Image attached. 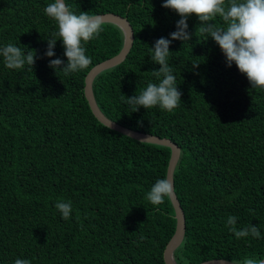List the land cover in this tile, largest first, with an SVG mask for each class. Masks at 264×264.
Listing matches in <instances>:
<instances>
[{
  "label": "trees",
  "instance_id": "16d2710c",
  "mask_svg": "<svg viewBox=\"0 0 264 264\" xmlns=\"http://www.w3.org/2000/svg\"><path fill=\"white\" fill-rule=\"evenodd\" d=\"M53 2L0 0V47L12 43L25 56L36 53L34 65L19 70L8 69L0 56V264H167L176 211L171 199L153 205L146 196L167 176L172 150L105 126L85 95L86 76L121 52L125 33L104 22L97 37L82 42L89 68L64 75L49 67L50 59L67 63L58 36L55 56L45 55L58 31L44 12ZM65 3L77 15H121L133 28L126 59L94 78L93 93L109 119L181 149L174 188L186 230L176 263L264 259V88H252L235 63L227 66L192 14L191 40H174L169 49L179 106L133 112L128 97L159 83L152 71L161 66L151 48L171 38L181 17L164 0ZM214 22L223 26L219 17ZM58 201L71 203L69 219L55 207ZM229 216L237 218V230L255 225L260 237L237 239Z\"/></svg>",
  "mask_w": 264,
  "mask_h": 264
},
{
  "label": "clouds",
  "instance_id": "9594fccd",
  "mask_svg": "<svg viewBox=\"0 0 264 264\" xmlns=\"http://www.w3.org/2000/svg\"><path fill=\"white\" fill-rule=\"evenodd\" d=\"M163 7L171 9L181 17L176 25V31L169 38L161 37L155 41L152 50V61L159 64V70H153L152 75L159 79V83H148L146 89L138 95L128 97L127 103L133 106V112L140 107L151 109L159 106L162 110L173 111L181 102L182 92L178 90L176 77L168 64L170 45L174 40H191L192 34L188 31V18L195 14L201 25L199 31L211 37L225 55L227 66L233 63L238 70L247 76L252 88H264V0H164ZM45 14L56 22L58 31L52 34L53 38L47 40V57H54V48L59 40L63 41L64 55L67 63L60 58L50 59L49 67L61 70L69 75L88 69L91 59L86 55L83 43L97 37L103 31L104 19L99 15H89L81 12L73 13L66 5L65 0H54L44 9ZM219 17L223 26L214 21ZM0 56L8 69H23L25 64L33 66L35 56L29 52L26 56L20 47L8 43L0 47ZM198 67V63L193 64ZM173 183L165 176L158 179L147 193L146 199L153 205H161L165 198H172ZM55 207L67 220L72 214L70 202L58 201ZM237 218L229 216L227 226L235 233L237 239L252 235L260 237L259 229L252 225L243 230L236 228ZM14 264H31L26 259H16ZM243 264H264V259L246 258Z\"/></svg>",
  "mask_w": 264,
  "mask_h": 264
},
{
  "label": "water",
  "instance_id": "95a60500",
  "mask_svg": "<svg viewBox=\"0 0 264 264\" xmlns=\"http://www.w3.org/2000/svg\"><path fill=\"white\" fill-rule=\"evenodd\" d=\"M99 16L103 17L104 22L115 23L123 29L125 33V44L119 54L97 64L90 70V72L86 76L85 95L89 102V105L94 115L97 117V119L101 123H103L105 126L115 131H118L124 135H127L133 139L139 140L141 142L155 143V144L169 146L172 152H171V158L169 161L167 177L171 179L173 183V187H174V170H175V167L181 155L180 147L168 138H160L152 134L135 131V130H132V129H129L127 127L120 125L119 123L106 117L101 112L100 108L97 105V102L95 100V96L93 93L94 78L103 70L114 67L120 64L121 62H123L126 59L127 55L129 54L132 48V45H133V41H134V31H133V28L130 22L128 21L126 17H123L115 13H104V14H99ZM171 201L176 211L177 227H176L175 234L173 235V237L171 238V240L169 241L166 247L164 257H165V261L167 264H177L174 259V251L181 244L184 238V234L186 230V220H185V213L183 211V208L181 207L180 201L175 193V188H174ZM200 264H236V263H233V262H230L224 259H215V260H208Z\"/></svg>",
  "mask_w": 264,
  "mask_h": 264
}]
</instances>
